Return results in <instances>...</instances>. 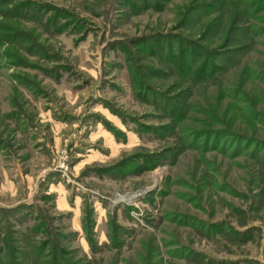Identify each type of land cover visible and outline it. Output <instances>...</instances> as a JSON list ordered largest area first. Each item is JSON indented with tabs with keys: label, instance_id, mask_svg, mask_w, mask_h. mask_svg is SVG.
Instances as JSON below:
<instances>
[{
	"label": "rangeland",
	"instance_id": "374dc122",
	"mask_svg": "<svg viewBox=\"0 0 264 264\" xmlns=\"http://www.w3.org/2000/svg\"><path fill=\"white\" fill-rule=\"evenodd\" d=\"M0 264H264V0H0Z\"/></svg>",
	"mask_w": 264,
	"mask_h": 264
},
{
	"label": "bare ground",
	"instance_id": "6f19581e",
	"mask_svg": "<svg viewBox=\"0 0 264 264\" xmlns=\"http://www.w3.org/2000/svg\"><path fill=\"white\" fill-rule=\"evenodd\" d=\"M128 200V199H127ZM119 201H122V200H119Z\"/></svg>",
	"mask_w": 264,
	"mask_h": 264
}]
</instances>
